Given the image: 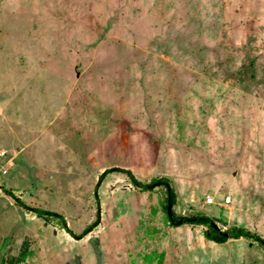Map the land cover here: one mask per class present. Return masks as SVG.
Listing matches in <instances>:
<instances>
[{
    "label": "rangeland",
    "instance_id": "obj_1",
    "mask_svg": "<svg viewBox=\"0 0 264 264\" xmlns=\"http://www.w3.org/2000/svg\"><path fill=\"white\" fill-rule=\"evenodd\" d=\"M2 151L0 264H264V0H0Z\"/></svg>",
    "mask_w": 264,
    "mask_h": 264
},
{
    "label": "trees",
    "instance_id": "obj_2",
    "mask_svg": "<svg viewBox=\"0 0 264 264\" xmlns=\"http://www.w3.org/2000/svg\"><path fill=\"white\" fill-rule=\"evenodd\" d=\"M114 170H116V169H114ZM127 174L130 176V179H131V182H132V184L133 185H135L137 188H140V189H144V188H141V187H139L138 186V181H136L135 182V180L134 179H132L133 177H132V175L130 174V172H127ZM161 181V182H160ZM99 183H100V181H99ZM155 183H160V185L159 186H161V187H165V192H166V198H165V200H164V203H163V206H164V204H165V206H164V210L166 211V213H167V203H168V192H167V190H169L168 188H170V196H171V202H172V205L174 206V203H175V195H174V193H173V191H172V189H171V187L169 186V184H168V182L165 180V179H163V180H155V181H153L151 184H155ZM147 190V189H146ZM7 193L9 194V193H11V192H8L7 191ZM9 195H12V196H14L12 193L11 194H9ZM20 202V201H19ZM19 204V206L20 207H25V205L23 204V203H18ZM28 209V208H27ZM29 210V209H28ZM32 211V210H31ZM45 214H43L42 212H40V211H37V216L38 217H43ZM55 216V217H58V215L56 216L55 214H53V213H49V215H47V216ZM173 215H174V213H173ZM168 217V216H167ZM174 217H175V215H174ZM192 218V219H191ZM191 218H184L185 219V221L183 222V224H191V225H199V226H205L207 229H208V232L206 233V238L208 239V240H210L211 242H213V243H215V244H223L224 242H226L228 239H229V237L232 235V234H230V233H227V232H223V231H221V229L220 228H218L216 225H215V222L212 220V219H210L209 217H204V216H197V217H191ZM59 219H60V222H61V225H62V227H63V229H65V230H68V228L66 227V224H65V222H64V220H63V218L62 217H60L59 216ZM180 219H182V218H177L176 219V217H175V220H180ZM194 219V220H193ZM167 222H168V224H170L172 227H178V226H180V225H174V224H172V222H171V220L169 219V218H167ZM69 231V230H68ZM92 231V226H90V227H88V229H86V232L87 233H89V232H91ZM233 232H234V235H233V237L235 238V239H238V238H242V237H244V238H247V239H253L255 242H257L260 246H262L263 248H264V240L262 239V238H260V237H257V236H255V235H252L250 232H248V231H244V230H242V229H233ZM71 233V232H70ZM85 234V233H84ZM84 234H82V235H80V236H76V235H74L73 237L75 238V239H81L82 237H83V235ZM225 234H227L228 235V237H226L225 236Z\"/></svg>",
    "mask_w": 264,
    "mask_h": 264
},
{
    "label": "crops",
    "instance_id": "obj_3",
    "mask_svg": "<svg viewBox=\"0 0 264 264\" xmlns=\"http://www.w3.org/2000/svg\"><path fill=\"white\" fill-rule=\"evenodd\" d=\"M46 134H48V136H46V139H47V140L44 142V146L46 147L47 150H45L44 152H47V154H43V151H41L40 155L48 156V154H49V150H50L49 147H50L52 144H60V142H61V143H63V142H62V139H61V138H57L56 136L50 138V137H49V133L46 132ZM25 139H26V138H25ZM70 140H71V139H70ZM70 140H68V141H70ZM26 142L29 143L30 141L26 139ZM28 143H26V144H28ZM62 148L64 149L65 146H63ZM62 148H61V149H62ZM68 149H69V151H71V150H72V145H70ZM40 150H41V149H40ZM76 150H77V149H76ZM69 153H70V152H69ZM70 154L75 158V161H76V160H77V157H76V153L74 152V150L71 151ZM41 157H42V156H41ZM54 157H55V156H54ZM54 157H52V158H54ZM68 157H70V156H68ZM54 159H55V158H54ZM71 159H73V158H71ZM68 160H69V159H68ZM54 163L56 164L57 162H54V161L51 160V163L49 162V163H46V164H54ZM85 163H86V162H85ZM81 164H82V163L77 162V163H76L77 166H75V167L81 166ZM64 165H66V164H64ZM68 165H70V164H67L66 166H68ZM83 166H84V164H83ZM82 181H83V180H82Z\"/></svg>",
    "mask_w": 264,
    "mask_h": 264
},
{
    "label": "water",
    "instance_id": "obj_4",
    "mask_svg": "<svg viewBox=\"0 0 264 264\" xmlns=\"http://www.w3.org/2000/svg\"><path fill=\"white\" fill-rule=\"evenodd\" d=\"M103 178V177H102ZM132 179H134V178H132ZM101 181V180H100ZM136 182V181H135ZM141 188H148L147 186H144V185H141V184H138ZM156 185H154L153 187H155ZM169 190H167V192H168V203H167V214H168V216H169V218H170V220L172 221V223H174L175 225H179V224H181V223H183V220L181 219V220H179V221H176V220H174V218H173V216H172V214H171V209H172V202H171V196H170V188H168ZM96 192H97V190H96ZM194 220V219H193ZM225 236L226 237H228V235L227 234H225Z\"/></svg>",
    "mask_w": 264,
    "mask_h": 264
},
{
    "label": "built area",
    "instance_id": "obj_5",
    "mask_svg": "<svg viewBox=\"0 0 264 264\" xmlns=\"http://www.w3.org/2000/svg\"><path fill=\"white\" fill-rule=\"evenodd\" d=\"M6 156V152H4V151H2V152H0V157H5ZM8 163H10L11 161H7ZM5 173H7V171H4V174ZM226 203H228L229 202V199H227L226 201H225ZM205 203L206 204H214V199H213V197H211V196H206V198H205Z\"/></svg>",
    "mask_w": 264,
    "mask_h": 264
},
{
    "label": "bare ground",
    "instance_id": "obj_6",
    "mask_svg": "<svg viewBox=\"0 0 264 264\" xmlns=\"http://www.w3.org/2000/svg\"><path fill=\"white\" fill-rule=\"evenodd\" d=\"M161 182V181H160ZM138 184H140V183H138ZM142 185V184H141ZM155 185V184H154ZM139 186V185H138ZM145 186V185H144ZM140 187V186H139ZM147 187L148 188H144V189H150V188H152V186H150V185H147ZM156 187V186H155ZM158 187V186H157ZM97 190V189H96ZM207 196H211V195H207ZM211 197H213V196H211ZM213 199H214V197H213ZM31 212H33V211H31ZM36 214H37V211H34ZM171 214H172V216H173V218H174V220H175V217H174V215H173V211H172V209H171ZM192 219V218H191ZM181 220V219H180ZM182 220H183V222L185 221V219L184 218H182ZM176 221H179V220H176ZM172 222V221H171ZM172 224H174V223H172ZM183 223H181V224H179V225H182ZM175 225V224H174ZM215 225H216V223H215ZM217 226V225H216Z\"/></svg>",
    "mask_w": 264,
    "mask_h": 264
},
{
    "label": "clouds",
    "instance_id": "obj_7",
    "mask_svg": "<svg viewBox=\"0 0 264 264\" xmlns=\"http://www.w3.org/2000/svg\"><path fill=\"white\" fill-rule=\"evenodd\" d=\"M1 158H3V157H1Z\"/></svg>",
    "mask_w": 264,
    "mask_h": 264
}]
</instances>
